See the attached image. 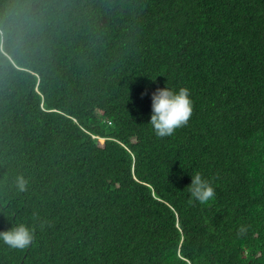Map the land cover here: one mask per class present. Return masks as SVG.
Returning a JSON list of instances; mask_svg holds the SVG:
<instances>
[{
	"label": "trees",
	"instance_id": "16d2710c",
	"mask_svg": "<svg viewBox=\"0 0 264 264\" xmlns=\"http://www.w3.org/2000/svg\"><path fill=\"white\" fill-rule=\"evenodd\" d=\"M166 86L194 111L158 138ZM19 223L35 239L0 264H264V0H0V231Z\"/></svg>",
	"mask_w": 264,
	"mask_h": 264
},
{
	"label": "clouds",
	"instance_id": "9594fccd",
	"mask_svg": "<svg viewBox=\"0 0 264 264\" xmlns=\"http://www.w3.org/2000/svg\"><path fill=\"white\" fill-rule=\"evenodd\" d=\"M155 81V80H154ZM148 93H142V97ZM194 111L190 91L181 87L179 91H173L167 86L157 88L151 93V125L158 138L172 136L179 128L187 126ZM28 179L23 174H17L14 178L15 188L23 193L27 191ZM191 197L200 204H206L215 198V188L211 182L202 178L201 173L196 172L191 177V184L187 187ZM192 203V200H189ZM43 227V225H41ZM35 239V229L29 228L23 223L14 224L10 229L0 231V241L13 250H24L32 245Z\"/></svg>",
	"mask_w": 264,
	"mask_h": 264
}]
</instances>
